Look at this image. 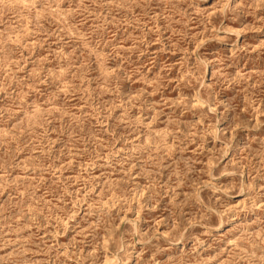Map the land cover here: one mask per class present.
<instances>
[{"label": "rangeland", "instance_id": "374dc122", "mask_svg": "<svg viewBox=\"0 0 264 264\" xmlns=\"http://www.w3.org/2000/svg\"><path fill=\"white\" fill-rule=\"evenodd\" d=\"M0 264H264V0H0Z\"/></svg>", "mask_w": 264, "mask_h": 264}]
</instances>
